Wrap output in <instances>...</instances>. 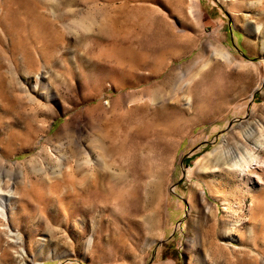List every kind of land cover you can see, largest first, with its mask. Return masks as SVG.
<instances>
[{"label":"rangeland","instance_id":"374dc122","mask_svg":"<svg viewBox=\"0 0 264 264\" xmlns=\"http://www.w3.org/2000/svg\"><path fill=\"white\" fill-rule=\"evenodd\" d=\"M263 40L264 0H0V264H264Z\"/></svg>","mask_w":264,"mask_h":264},{"label":"bare ground","instance_id":"6f19581e","mask_svg":"<svg viewBox=\"0 0 264 264\" xmlns=\"http://www.w3.org/2000/svg\"><path fill=\"white\" fill-rule=\"evenodd\" d=\"M250 22L252 23V21H249L248 28H250ZM250 30L253 33L254 32H258L259 31V27H256V28L251 27ZM261 50L264 52V40H263V43L261 45ZM216 53L218 55L226 58L227 60H230V58H231L230 53H228V52H224V51H219L218 50V52H216ZM258 160H259L258 156H254V157L251 156V158H246V157H244L242 155H239L238 161H236V162H234L232 164V166H233L232 169L235 170V171L240 172L242 175H250L249 172H251L250 169L252 167V162L253 161H258ZM1 205L2 204L0 203V206Z\"/></svg>","mask_w":264,"mask_h":264}]
</instances>
